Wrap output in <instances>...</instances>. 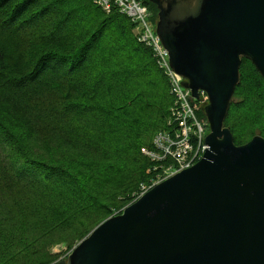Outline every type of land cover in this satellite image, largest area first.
Masks as SVG:
<instances>
[{
    "label": "trees",
    "instance_id": "1",
    "mask_svg": "<svg viewBox=\"0 0 264 264\" xmlns=\"http://www.w3.org/2000/svg\"><path fill=\"white\" fill-rule=\"evenodd\" d=\"M143 4L155 24L157 9ZM135 28L116 8L106 13L92 0H0V243L8 249L23 239V231L34 233V241L69 228L77 218L78 230L63 241L79 242L133 202L166 165L141 152L153 150L158 133L171 131L172 98L152 50L137 41ZM156 74L163 83L159 93L145 84ZM81 75L88 81L76 93L86 95L90 87L106 98L103 105L46 102L58 89L68 98L64 90ZM239 75L224 121L235 145L256 135L264 138V80L246 59ZM110 82L124 94L118 104L110 99L115 93ZM114 154L141 157L133 174L112 164ZM31 188L41 194L36 208L27 201ZM25 248L23 257L31 258L35 250Z\"/></svg>",
    "mask_w": 264,
    "mask_h": 264
},
{
    "label": "water",
    "instance_id": "2",
    "mask_svg": "<svg viewBox=\"0 0 264 264\" xmlns=\"http://www.w3.org/2000/svg\"><path fill=\"white\" fill-rule=\"evenodd\" d=\"M169 65L206 93L202 158L98 224L57 264H264V138L224 127L241 60L264 80V0H149Z\"/></svg>",
    "mask_w": 264,
    "mask_h": 264
},
{
    "label": "built area",
    "instance_id": "3",
    "mask_svg": "<svg viewBox=\"0 0 264 264\" xmlns=\"http://www.w3.org/2000/svg\"><path fill=\"white\" fill-rule=\"evenodd\" d=\"M92 1L104 12L109 13L112 8H116L136 23L137 41L152 50L157 67L167 79L172 98L168 119L171 131L158 133L153 139V150L142 151L151 161L164 162L166 165L159 167L161 172L149 186H141L134 199L136 201L156 184L190 168L202 158L209 126L207 121L204 123L199 121L197 113L203 110L208 98L205 92L200 91L199 98L194 99L190 90L182 86L184 79L171 69L168 53L155 33V24L151 21L152 15L141 0Z\"/></svg>",
    "mask_w": 264,
    "mask_h": 264
},
{
    "label": "rangeland",
    "instance_id": "4",
    "mask_svg": "<svg viewBox=\"0 0 264 264\" xmlns=\"http://www.w3.org/2000/svg\"><path fill=\"white\" fill-rule=\"evenodd\" d=\"M156 25V23H155ZM151 78L147 79L145 81L146 88H150L153 86L155 89H157V93H159V89L163 85V83L160 81L159 76L156 75H149ZM88 81L87 75H81L78 78H75L72 80L71 85L67 88V90H64L66 92L68 98L66 96L60 97L61 90L58 89L54 93H50L46 96V102L47 103H53V104H67L68 101L71 102H77V101H83L86 102L90 100L93 104L100 103L102 100H106V98L98 93H94L90 87L86 89V95L83 93H76L78 90L83 91L85 88V83ZM108 84V82H107ZM110 87L114 90V94L110 96L111 101H113L115 104H118V102L124 98V94L119 93L118 90H116V84L115 82H110ZM106 90H102L101 94H105ZM122 92H125L124 90ZM58 98H64V101H59ZM66 98V99H65ZM109 98V97H108ZM202 113L201 110L198 112V119L201 123H204L207 121L206 116L203 112V115H200ZM73 114V113H72ZM78 118L80 115H76ZM71 120V117H69ZM69 122V121H66ZM105 130V125L103 127V132ZM104 134H106L104 132ZM260 136V135H259ZM144 148L141 149V152ZM8 154V151L5 153ZM97 153L95 154L96 157ZM141 159L140 156H137L136 154H131L129 157H119L117 155H112L109 160L112 162V164H116L117 167L121 168L124 172L123 174H133V170L136 169L137 164H135L136 159ZM78 160H84L82 158H78ZM87 163H90L88 160H84ZM12 162H16L13 160ZM11 162V164H12ZM70 160L68 158H62V163H68ZM21 164V162L16 163V167H18ZM132 176H125L124 178L130 179ZM110 188L104 187V192L109 193ZM115 190L112 188V192ZM137 193L134 192L131 197H133ZM28 199L30 207L35 206L37 207V199L41 196L40 193L35 191L34 189H29L27 191ZM125 199L122 197L120 199V205L123 204ZM22 202V199H21ZM132 203V202H131ZM129 205V204H128ZM127 206V205H126ZM124 205L123 208L126 207ZM118 209L115 211V213L121 212L122 209ZM33 215L37 213V211L31 210ZM119 214V213H118ZM115 215V214H114ZM38 217L34 218L36 220ZM78 220L79 218L75 219L74 223L66 229H62L59 231H55L52 234H46L41 237H36V239L33 241L31 238L34 233H31L29 231H23L20 233L21 238H23L19 243L15 244L14 247L8 249L6 245H2L0 243V264H37L39 260L45 259L47 261V264H57L61 260H65L69 254L71 253L72 249L81 241L75 242L74 239H70L67 242H64L63 240L69 238L72 236L73 232L78 230ZM48 244L47 246H43V244ZM25 246L31 248L32 250H35V253L32 255L31 258H24V250L26 249Z\"/></svg>",
    "mask_w": 264,
    "mask_h": 264
},
{
    "label": "flooded vegetation",
    "instance_id": "5",
    "mask_svg": "<svg viewBox=\"0 0 264 264\" xmlns=\"http://www.w3.org/2000/svg\"><path fill=\"white\" fill-rule=\"evenodd\" d=\"M141 1H143V2H145V1L150 2L149 0H141ZM150 4H152L153 6H155V8L157 9V7H156L155 4H153L152 2H150ZM157 13H158V10H157Z\"/></svg>",
    "mask_w": 264,
    "mask_h": 264
}]
</instances>
